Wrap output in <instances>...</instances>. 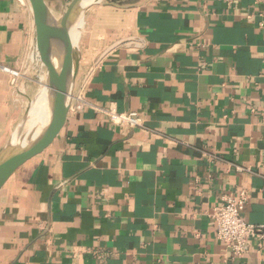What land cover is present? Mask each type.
<instances>
[{
	"label": "crops",
	"instance_id": "1",
	"mask_svg": "<svg viewBox=\"0 0 264 264\" xmlns=\"http://www.w3.org/2000/svg\"><path fill=\"white\" fill-rule=\"evenodd\" d=\"M102 8L105 45L75 81L86 107L0 189V264H264L256 239L233 257L211 217L243 189V219L264 224V0ZM35 52L29 8L0 0V149L23 81L2 66L29 71ZM110 108L143 126L111 123Z\"/></svg>",
	"mask_w": 264,
	"mask_h": 264
},
{
	"label": "water",
	"instance_id": "2",
	"mask_svg": "<svg viewBox=\"0 0 264 264\" xmlns=\"http://www.w3.org/2000/svg\"><path fill=\"white\" fill-rule=\"evenodd\" d=\"M18 1L22 5L26 2L30 10L35 48L46 71L42 85L46 93L45 113L34 130L24 136L23 128L38 93L34 99L28 97L24 113L0 149V189L23 163L51 144L73 110L75 96L80 90L75 89V81L81 50L78 43L68 44L71 27L94 5L112 4L104 0H60L62 9L54 16L45 0Z\"/></svg>",
	"mask_w": 264,
	"mask_h": 264
},
{
	"label": "built area",
	"instance_id": "3",
	"mask_svg": "<svg viewBox=\"0 0 264 264\" xmlns=\"http://www.w3.org/2000/svg\"><path fill=\"white\" fill-rule=\"evenodd\" d=\"M11 73V72H10ZM13 74V73H12ZM77 93L73 103L72 112H78L86 107V102ZM109 121L115 125H124L129 128L143 126L142 118L136 112H118L114 109L103 110ZM264 122V110L262 112ZM237 169L245 168L237 166ZM247 200V193L241 189L235 194L222 195L218 204L212 210L211 217L215 225V237L221 242L233 257H243L247 252L250 239L258 241V247L264 245V224L246 222L241 211Z\"/></svg>",
	"mask_w": 264,
	"mask_h": 264
},
{
	"label": "rangeland",
	"instance_id": "4",
	"mask_svg": "<svg viewBox=\"0 0 264 264\" xmlns=\"http://www.w3.org/2000/svg\"><path fill=\"white\" fill-rule=\"evenodd\" d=\"M60 0H45L47 5L49 7L58 8ZM127 2L129 0H104V2H113V3H120V2ZM25 6L28 8V5L26 2ZM111 16L108 15L107 11L102 8V5H94L92 8L88 9V11L85 12L84 16L82 17L84 24L81 36L78 40V45L81 47V57L83 62V67L86 72H88L90 69L96 65L97 61L99 60V57L102 53V49L105 45V41L102 40L101 35L99 34V27L103 22H107L108 18ZM98 19V20H97ZM100 23V24H99ZM83 54V55H82ZM35 58L31 60L29 64V71L21 70V69H10L8 67L2 66V69L7 71L14 80V85L16 83V80L23 77V81L21 82V86L19 87V91H21V94L18 92L16 88H14V93L12 94L13 99H15L14 105L18 106V110L16 111L13 109L12 105H9V111H11L10 115L12 119H18L14 123L13 129L18 124L20 120V116L24 113L26 109V105L28 102V97L31 99H34L36 95H34V91L37 89L39 81L42 85V80H40V75L42 74L41 70L42 67H36L34 66V59H37V56L39 58L38 52H35ZM39 62L41 60L39 59ZM44 66V65H43ZM11 72V73H10ZM18 72L17 75H14L12 73ZM19 82V83H20ZM38 93V92H37ZM22 102V103H20Z\"/></svg>",
	"mask_w": 264,
	"mask_h": 264
},
{
	"label": "bare ground",
	"instance_id": "5",
	"mask_svg": "<svg viewBox=\"0 0 264 264\" xmlns=\"http://www.w3.org/2000/svg\"><path fill=\"white\" fill-rule=\"evenodd\" d=\"M53 14L54 16H56L54 12ZM80 20L81 18L71 27L69 31V42H68L69 46H72L78 43L79 35H80V27H79ZM17 73L18 72H14L13 74L17 75ZM42 85L38 91L37 98H35L31 104L29 115H28V118L23 128L24 136L25 134L34 130L35 126L44 119L46 93Z\"/></svg>",
	"mask_w": 264,
	"mask_h": 264
}]
</instances>
